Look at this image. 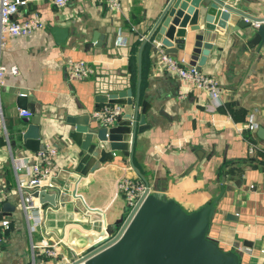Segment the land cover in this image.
I'll return each mask as SVG.
<instances>
[{
  "label": "crops",
  "instance_id": "0c3cea01",
  "mask_svg": "<svg viewBox=\"0 0 264 264\" xmlns=\"http://www.w3.org/2000/svg\"><path fill=\"white\" fill-rule=\"evenodd\" d=\"M223 1L264 18V0ZM120 2L117 11L92 0H69L60 7L54 0H29L19 8L18 20L36 10L44 25L7 37L0 51L1 63L9 68L0 87L5 125L0 187L3 202L14 206L3 210L10 227L0 246V264L72 260L109 238L124 214L125 199L117 190L123 177L143 181L151 193L174 199L186 211L209 202L222 188L207 237L222 250H234L239 264H264V137L257 132L264 126V43H250L254 23L233 30L235 14L216 4L208 7L190 62L217 78L221 92L214 100L168 71L157 43L145 39L167 0ZM52 26L65 28L62 41H56ZM94 32L101 35L99 45L92 41ZM137 38L141 44L131 67ZM144 42L148 47L142 50ZM68 59L88 61L93 72L69 78ZM111 105L120 106L121 116L108 126L109 149L98 145L94 157L87 132L75 126H100L93 112ZM20 109L30 115H20ZM251 114L254 128L248 126ZM130 121L136 125L133 139ZM30 122L36 124L40 148H56L55 177L71 190L63 203L42 207L41 223L33 231L13 164L26 160L18 172L26 181L33 151L24 146L22 133ZM83 208L99 210L101 220L90 221ZM47 247L55 248V257L46 254Z\"/></svg>",
  "mask_w": 264,
  "mask_h": 264
},
{
  "label": "water",
  "instance_id": "95a60500",
  "mask_svg": "<svg viewBox=\"0 0 264 264\" xmlns=\"http://www.w3.org/2000/svg\"><path fill=\"white\" fill-rule=\"evenodd\" d=\"M212 4L221 6L238 17L233 30L256 23L249 41L258 46L264 43V18L251 16L223 0H167L148 27L145 39L157 43L164 53L174 54L182 59L186 67L194 66L190 57L195 53V35L203 32L204 16ZM51 32L56 36V41L60 42L67 31L65 28L52 26ZM98 38L101 35L94 32L92 41L95 45H99ZM194 67L200 69L198 66ZM28 119L25 118L26 121ZM134 121H130L131 139L136 131ZM75 129L87 132L86 140L91 144L88 151L93 150L94 157L98 156V145L109 149L108 126L89 128L87 124H77ZM257 132L264 137V126H259ZM22 138L27 149L36 151L40 148L36 124L33 122L23 131ZM86 156L87 154L84 157ZM49 182L52 191L32 192L41 207L48 203H63L71 191L68 185L55 176ZM222 192L221 188L216 197L192 211L184 210L172 198H162L149 192L115 236L106 238L72 264H239L238 254L234 250H222L215 241L207 237L214 205ZM13 207L8 201L2 203L4 211H10ZM83 212L90 221L102 218L101 212L94 208H83ZM227 216L231 214L227 213Z\"/></svg>",
  "mask_w": 264,
  "mask_h": 264
},
{
  "label": "built area",
  "instance_id": "2783aa9c",
  "mask_svg": "<svg viewBox=\"0 0 264 264\" xmlns=\"http://www.w3.org/2000/svg\"><path fill=\"white\" fill-rule=\"evenodd\" d=\"M29 0H0V51L5 45V39L11 36L27 35L44 25V21L39 12L32 10L31 14L23 18L17 19L19 8L25 6ZM69 0H54L57 7L65 5ZM96 2H103L109 10L117 11L121 7L120 0H92ZM256 25V23L254 24ZM159 47V46H158ZM160 61L165 68L178 75V77L191 85L197 90L205 92L210 98L217 100L219 98L221 89L217 78L211 74L202 72L194 66L186 67L182 59H178L174 54L164 53L161 48ZM66 69L69 78H85L93 72L90 63L84 59H68L66 62ZM9 68L0 61V87L3 83L4 77ZM15 72L16 68H11ZM20 95H25L20 92ZM19 114L29 116L30 112L27 109H20ZM93 116L100 122L101 125L109 126L113 124L121 116V108L119 105L103 106L102 108L93 112ZM248 126L250 128L256 127V123L252 119V114L249 115ZM5 133L4 117L0 106V140ZM252 150L251 147L248 148ZM57 150L53 146H45L33 151L30 157L33 159L30 165L29 177L26 181L19 178L18 172L26 167V160H14V171L17 178V190L19 192L22 208L29 222L30 230L33 231L38 227L42 220V207L35 202L32 196L33 191L49 190L50 178L55 176L53 168V157ZM117 190L125 199L124 214L121 222L117 226L115 232L109 237L115 236L123 225L132 217L145 196L150 192L147 184L139 179L123 177L117 181ZM26 192V199L24 198ZM5 199V194L0 187V246L4 240L5 233L10 227V218L3 212L2 202ZM37 200V199H36ZM46 254L55 257L56 250L53 247L46 248ZM264 253V249H261ZM72 260L54 259L51 264H72Z\"/></svg>",
  "mask_w": 264,
  "mask_h": 264
},
{
  "label": "trees",
  "instance_id": "16d2710c",
  "mask_svg": "<svg viewBox=\"0 0 264 264\" xmlns=\"http://www.w3.org/2000/svg\"><path fill=\"white\" fill-rule=\"evenodd\" d=\"M140 44H141V42L137 38V40L131 46V50H130V53H131V67H133V64H134V53H135L136 49L139 48ZM147 47H148L147 43L144 42L142 44V50L146 49ZM143 85H144V70H143V68H141V83H140V88L141 89H142Z\"/></svg>",
  "mask_w": 264,
  "mask_h": 264
}]
</instances>
